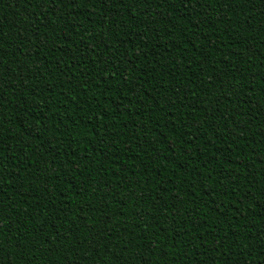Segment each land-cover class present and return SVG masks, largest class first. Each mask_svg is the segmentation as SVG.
<instances>
[{
  "label": "trees",
  "instance_id": "16d2710c",
  "mask_svg": "<svg viewBox=\"0 0 264 264\" xmlns=\"http://www.w3.org/2000/svg\"><path fill=\"white\" fill-rule=\"evenodd\" d=\"M0 264H264V0H0Z\"/></svg>",
  "mask_w": 264,
  "mask_h": 264
},
{
  "label": "snow or ice",
  "instance_id": "6c2138e0",
  "mask_svg": "<svg viewBox=\"0 0 264 264\" xmlns=\"http://www.w3.org/2000/svg\"><path fill=\"white\" fill-rule=\"evenodd\" d=\"M48 2H50L53 5L57 4V0H48ZM61 2H64V0H61ZM144 2H147V0H144ZM226 2H227V0H226ZM245 2H246V0H245ZM186 3H192V0H186ZM44 15H47V13H45Z\"/></svg>",
  "mask_w": 264,
  "mask_h": 264
}]
</instances>
